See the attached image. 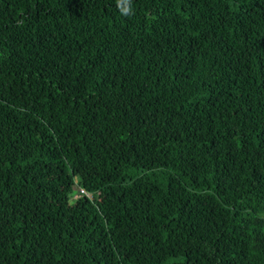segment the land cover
Wrapping results in <instances>:
<instances>
[{"label":"trees","instance_id":"obj_1","mask_svg":"<svg viewBox=\"0 0 264 264\" xmlns=\"http://www.w3.org/2000/svg\"><path fill=\"white\" fill-rule=\"evenodd\" d=\"M132 6L0 0V264H264V0Z\"/></svg>","mask_w":264,"mask_h":264},{"label":"clouds","instance_id":"obj_2","mask_svg":"<svg viewBox=\"0 0 264 264\" xmlns=\"http://www.w3.org/2000/svg\"><path fill=\"white\" fill-rule=\"evenodd\" d=\"M116 7L122 16L127 17L134 14L132 0H116Z\"/></svg>","mask_w":264,"mask_h":264},{"label":"built area","instance_id":"obj_3","mask_svg":"<svg viewBox=\"0 0 264 264\" xmlns=\"http://www.w3.org/2000/svg\"><path fill=\"white\" fill-rule=\"evenodd\" d=\"M82 192H85L84 190H82Z\"/></svg>","mask_w":264,"mask_h":264},{"label":"rangeland","instance_id":"obj_4","mask_svg":"<svg viewBox=\"0 0 264 264\" xmlns=\"http://www.w3.org/2000/svg\"><path fill=\"white\" fill-rule=\"evenodd\" d=\"M73 197H74V195H73Z\"/></svg>","mask_w":264,"mask_h":264}]
</instances>
